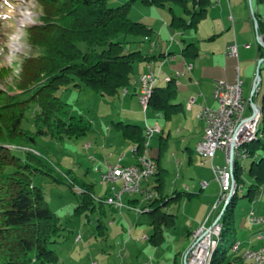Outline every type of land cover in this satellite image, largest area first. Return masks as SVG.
I'll use <instances>...</instances> for the list:
<instances>
[{
	"label": "trees",
	"instance_id": "16d2710c",
	"mask_svg": "<svg viewBox=\"0 0 264 264\" xmlns=\"http://www.w3.org/2000/svg\"><path fill=\"white\" fill-rule=\"evenodd\" d=\"M133 1L113 6L109 0H39L42 17L28 31L31 52L24 59L17 91L0 88V264H60V255L52 244L60 242L66 227L51 208L43 188L34 182L38 172L52 175L56 164L41 150L39 137L63 141L87 135L92 130V121L72 114L69 104L58 94L60 89L87 86L103 96H118L134 84L135 64L157 57L142 49L155 30L130 15ZM141 1L171 9L174 5L183 6L190 20L173 13L172 25L178 28H197L213 4V0H192V7L189 0ZM260 16L257 13L259 34L264 36V19ZM191 46L185 48L186 55H190ZM260 49L264 56L261 44ZM197 54V51L192 53ZM176 85L175 78L169 79L166 86L155 85L149 107L170 114L178 106L173 103L178 95ZM261 106L257 135L245 145L250 167H244L242 159L235 160L236 190L222 215L223 230L212 264H254L244 258L246 249L241 251L242 245L229 252L224 244L237 227L235 208L239 193L254 200L264 192V95ZM32 108H35L34 131L23 127ZM116 125L132 146H138L139 153L147 150V127L124 121ZM157 161L159 171L152 187L159 196L145 202L142 210L148 213L154 229L149 239L161 245L166 240L164 228L175 225V214L165 211V207L178 202L182 194L179 191L162 194L163 173ZM246 174L251 176L249 181ZM64 176L68 179L56 180L80 189L79 213L103 211L100 207L110 196L97 198L93 182L78 179L69 172ZM224 205L225 202L218 213ZM101 221L99 217L98 228L105 227Z\"/></svg>",
	"mask_w": 264,
	"mask_h": 264
},
{
	"label": "rangeland",
	"instance_id": "374dc122",
	"mask_svg": "<svg viewBox=\"0 0 264 264\" xmlns=\"http://www.w3.org/2000/svg\"><path fill=\"white\" fill-rule=\"evenodd\" d=\"M128 1L109 0L113 6ZM38 2L39 0H0V88L3 90L13 89L16 92L19 86L24 59L31 52L28 31L42 17ZM224 4L230 7V3L225 0ZM188 5L192 7L194 2L189 0ZM231 5L235 10L238 8L243 12L248 9L253 23L255 18L252 8L255 14L261 10L260 17L264 19V0H252V2L251 0H232ZM174 7L178 13H186L183 6L174 5ZM158 9L163 11L162 7L134 0L130 15L134 19L152 23L150 16H157V12H160ZM25 12H30L33 20L19 27V18ZM166 12H168L167 9ZM249 22H251L250 32L245 38L246 42L253 46V51H261L255 24L253 25L252 21ZM156 25V29L161 27L159 22ZM238 25L240 26L241 23L238 22ZM155 34L154 38H156ZM260 36L264 38L263 35ZM225 43L226 38L219 37L214 46L223 48ZM134 46L136 49V45ZM248 53L250 54L251 51ZM263 58L257 59L254 80L257 76L258 64ZM140 64V62L135 64L136 76H138ZM236 66H239V62ZM261 67L263 78L260 85L261 91L254 97L259 106L262 105L264 95V62ZM167 84L168 81L162 79L155 85ZM124 92L125 90H122L118 96L110 97L103 96L87 86L71 85L60 89L58 94L69 104L72 114L84 116L92 121V130L87 135L63 141L46 136L39 137L42 144L41 150L56 164L52 175L38 172L34 182L43 188L51 208L59 215L60 221L66 227L64 235L59 238L60 242L52 244L60 255V264H91L93 259L100 260L103 264L108 262L142 264L150 258L157 264H182V255L191 243L189 231L198 229L210 213L216 215L217 211L219 212L220 208L215 212L214 207L220 197L221 184L212 162L199 154L203 131L195 114L186 118L184 113L171 115L153 107L145 110L140 94L138 96L131 91L126 96ZM185 105L186 108L189 107L186 100ZM34 111L35 108L29 110L23 121V127L32 131L35 130ZM251 112L252 109L248 111V114ZM118 121L140 124L144 127L157 124L154 136L148 138L150 140V146L147 147L148 156L160 159L162 167L165 168L162 174L164 183L161 188L162 194L171 195L173 191H179L182 194L178 202H171L165 207V211L175 214V225L164 228L166 240L161 245H155L146 238V235L151 238L154 229L148 213L142 210L145 203L142 193L124 194L123 206L117 210L106 202L100 207L104 212L79 213L77 207L81 204L80 189L72 187L70 183L56 180L61 177L68 179L64 175L69 172L78 179L93 182L97 198L111 196L109 194L115 191L112 190V185L102 182V171L108 169L109 165L119 163L127 165L133 158L130 153L132 144L117 128ZM124 153H128L129 156L122 162L120 157ZM217 157L218 166L226 164L225 152H218ZM191 159L192 162H190ZM241 162L247 169L250 167L249 158L242 159ZM179 174L181 176H178ZM245 176L249 181L251 176L249 174ZM204 179L209 187L201 192L200 183ZM187 185H193L192 189L188 191ZM243 187L246 190L248 185L245 184ZM116 188V191L121 189V182L116 184ZM243 195V192L239 193L235 208L236 230L224 244L229 252L234 251V246L239 241L242 243L241 251L263 243L259 239L262 224L252 221L251 211L258 216H264V192L254 200ZM136 199L139 201L132 203L131 200ZM88 214L91 215L88 216ZM99 217L104 228H98ZM210 222H213V218ZM79 235L82 239L79 243H75L74 239Z\"/></svg>",
	"mask_w": 264,
	"mask_h": 264
},
{
	"label": "crops",
	"instance_id": "0c3cea01",
	"mask_svg": "<svg viewBox=\"0 0 264 264\" xmlns=\"http://www.w3.org/2000/svg\"><path fill=\"white\" fill-rule=\"evenodd\" d=\"M225 1L230 3V7L224 4V0H213V4L209 8L207 15L203 18L197 28L190 26L178 28L172 25L173 13L186 18L188 21L190 20V16L184 12L178 13L175 10V7L171 9L170 6H159L163 8V11L158 9L160 12H157V16H150L152 23H149L150 21L145 22L153 27L155 30L154 34L156 33V38L153 37V34L150 42L145 43L142 46V49L147 54L153 56L156 55L157 57L149 61H142L144 63L140 62L141 64L138 66V75L154 71L155 77L157 76L155 84L162 79H165L166 81H169L171 78L176 79L178 95L173 100V103L178 104V106L173 107L170 110V114L184 113L186 118L191 117V115L194 116L195 114L198 123H201L200 127L203 131V135H201L202 140L205 135V122L199 118L198 113L205 107H218L219 103L214 97L216 83L222 80L226 82H235L239 75L244 81L245 96L249 98L255 82L254 73L256 62L258 61L257 59L264 57L262 56L261 51H253V46L247 43L245 39L250 32L251 22L249 21H252L253 25L255 24L250 17L251 15H249V10L246 9V12H243L238 8L235 10L231 5L232 0ZM166 9L168 12H166ZM258 13L261 14V10H258ZM158 22L161 27L156 29V24ZM238 22L241 23L240 26L238 25ZM219 37L226 38V43L223 48L214 46ZM190 44H192L190 47L192 51L189 52L190 55H186L184 50ZM232 46H237V56L227 54V51ZM194 51L198 52L196 56L192 55ZM248 51H251V53L249 54ZM237 61L239 62V66H236V63H238ZM190 65L192 68H190ZM137 77L134 80V84L130 88L125 89L124 93L126 96L131 91L139 96L141 89L139 77ZM262 82L263 78L260 85H262ZM245 87L249 89H246ZM258 89L259 90H257L255 94L260 93V86ZM185 100L189 104L188 108L185 107ZM155 126L157 127V124H155ZM130 153L133 158L132 162L128 163L129 165L136 163L138 158L137 155L132 152ZM124 154L120 157V161L122 160V162H124L129 156L128 153ZM158 160L160 161V159ZM207 161L211 162V160ZM190 162H192V159ZM160 166L162 167L161 163ZM164 169L165 168L162 167V173L164 172ZM103 172L104 171H102V174ZM178 176H181V174ZM155 181L156 178H153L151 183L154 185L156 184ZM207 185L208 184L204 179V181L200 183V186H202L200 191L202 192L208 189L209 186ZM192 187L193 185H187L186 189L189 191ZM174 192L175 191L172 193ZM112 194H114V192L109 195L112 196ZM111 206L114 209L120 208L113 206L112 204ZM209 216L210 219L213 218L214 221L218 217V211L216 215L210 213L208 217ZM146 238H149V236L146 235ZM148 260H145L144 262ZM91 264L103 263L100 260L96 261V259H93ZM106 264L112 263L108 262Z\"/></svg>",
	"mask_w": 264,
	"mask_h": 264
},
{
	"label": "built area",
	"instance_id": "2783aa9c",
	"mask_svg": "<svg viewBox=\"0 0 264 264\" xmlns=\"http://www.w3.org/2000/svg\"><path fill=\"white\" fill-rule=\"evenodd\" d=\"M228 55L237 56V46H232L227 51ZM190 68L192 66L190 65ZM156 80L154 71L143 73L140 76V99L144 105L145 110L149 108V102L153 95L150 92V85ZM256 81V78H255ZM257 81H259L257 79ZM255 83V82H254ZM257 90H259L260 82ZM214 97L217 99L219 105L217 108L205 107L199 111L198 116L201 118V112H208L210 114V122L206 127L209 130V137L202 144V155L211 160L213 169L221 184V193L214 207V211L218 210L221 203L227 197L229 192L235 191L231 185L229 178V168L231 165L230 148L232 143H235V157H236V141L240 137H245L246 134L252 133L254 130V122L258 116V112L251 101V98L245 96L244 81L238 75L235 82L219 81L216 83L214 90ZM194 101V100H192ZM252 112L248 114V111ZM156 126H148V136L153 137L156 131ZM132 153L137 155V161L131 165H110L108 169L104 170V176H107V183L112 185V190L115 191L112 196L108 198V203L121 207L123 206V196L126 193L134 194L139 192H149V187L152 185L153 178L156 177L157 159L149 156H142L139 153L138 146H132ZM226 153V164L218 166L216 163L218 152ZM125 155V154H124ZM123 158V157H122ZM121 182V189L116 191V184ZM150 199L145 200V202ZM219 216V213H218ZM218 218V217H217ZM217 218L211 223L210 216L197 229L196 249H194L189 258V264H204L205 254L209 245H215L216 239H213V230L217 228ZM252 221L262 224L264 229V216H258L254 211H251ZM81 235H79V241ZM263 243L259 247L247 248L243 256H254V258L263 259L264 256V237H259ZM241 246V242L236 250ZM142 264H157L152 259L143 262Z\"/></svg>",
	"mask_w": 264,
	"mask_h": 264
},
{
	"label": "bare ground",
	"instance_id": "6f19581e",
	"mask_svg": "<svg viewBox=\"0 0 264 264\" xmlns=\"http://www.w3.org/2000/svg\"><path fill=\"white\" fill-rule=\"evenodd\" d=\"M33 20V17L31 16L30 12H25L20 18H19V27H23L25 26L28 22H31ZM17 38V37H16ZM15 43L16 39H14ZM155 82L156 80H154V83H151L150 85V92H154V88H155ZM262 118V112L259 111L258 112V116L254 122V130L252 131V133L246 134L245 137H240V139L238 141H236V158L238 159H243L246 157V151H245V145L247 143H249L250 141H252L258 132L259 129V125H260V121ZM201 119L204 120L205 122V135H204V139L203 141L200 143L199 145V153L202 155V144L205 142V140L207 139V137H209V130H207V126L210 122V114H208V112H201ZM147 136H148V127L146 130ZM148 138H151V136H148ZM149 143L150 140L147 141L146 146L149 147ZM142 156H148V152L147 150L142 153ZM157 169L159 171V164L157 162ZM158 171H156V176L158 174ZM229 178L231 180V185L233 188H235L236 190V182H235V177H234V171L232 168V160H231V165L229 168ZM102 182L104 184L107 183V176H104V174H102ZM144 195V200L150 199V200H154L155 198H157L159 196L158 191L152 187H149V192H140ZM233 192H229L227 194V197L225 198V200L221 203V205L225 202V203H229V201L231 200L230 195ZM221 213V212H220ZM219 213V215H220ZM223 230V223H222V219L218 221L217 223V228L215 230H213V239H216V244L215 245H209L207 248V253L205 254V259H204V264H212L213 262V255L214 252L219 244L220 241V237H221V233ZM259 237H264V229H261V232L259 233ZM196 238H197V229L196 230H192L190 232V246L187 248V250L184 252V254L182 255V264H189V258L190 255L192 253V251L194 249H196ZM75 242H79V236L75 238ZM240 242V241H239ZM239 242L237 244H235L234 249L236 250ZM246 260H251L253 261L254 264H264V256L263 259H258V258H254V256H246L245 258Z\"/></svg>",
	"mask_w": 264,
	"mask_h": 264
},
{
	"label": "water",
	"instance_id": "95a60500",
	"mask_svg": "<svg viewBox=\"0 0 264 264\" xmlns=\"http://www.w3.org/2000/svg\"><path fill=\"white\" fill-rule=\"evenodd\" d=\"M251 2H252V0H251ZM251 4H252V3H251ZM252 12H253V15H254V18H255V19H254V21H255V27H256V30H257V32H258V38H259L260 44L264 47V38H263L262 36H260V34H259V21H258L257 14H255V10H254V8H252ZM263 62H264V58H263L262 60H260V62H259V64H258V71H257L256 81H255V83H254V86H253V89H252V92H251V96H250L251 101H252V103H253V107H254L257 111H261V112H262V106H259V105L256 103V101H255V99H254V96H255V93L257 92V87H258V85H259L258 82H261V80H262V77H261V65H262ZM257 79H258L259 81H257ZM230 153H231V158H232V168H233V170H234V168H235V155H234V154H235V143H232L231 148H230ZM234 192H235V191H233V193H234ZM233 193L230 195V198H232ZM226 207H227V203H225V205H224V207H223V210L221 211L220 215L218 216V218H217V220H216L217 222H218L219 220L222 219V215H223V213H224Z\"/></svg>",
	"mask_w": 264,
	"mask_h": 264
}]
</instances>
